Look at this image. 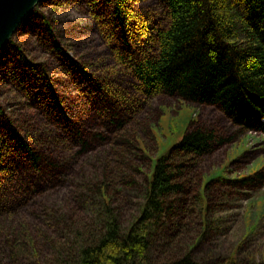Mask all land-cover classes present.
Returning <instances> with one entry per match:
<instances>
[{
    "label": "rangeland",
    "instance_id": "374dc122",
    "mask_svg": "<svg viewBox=\"0 0 264 264\" xmlns=\"http://www.w3.org/2000/svg\"><path fill=\"white\" fill-rule=\"evenodd\" d=\"M114 1L42 0L0 53V188L10 181L12 174L4 175L10 167L14 187L21 189L20 198L6 202L5 221L37 245L23 264H74L105 225L104 200L97 196L102 189L122 231L129 229L146 202L153 163L198 124L233 139L202 161L181 230L171 234L164 227L155 234L150 264H174L187 255L199 264H223L237 253L241 263H264V135L242 134L215 107L189 108L167 96L140 113L115 117L57 52L56 42L79 68L102 79L115 66L106 31L114 22ZM126 1L165 20L158 0ZM113 81L125 96L138 97L129 75ZM17 135L57 170L32 171ZM200 194L207 214L197 205Z\"/></svg>",
    "mask_w": 264,
    "mask_h": 264
},
{
    "label": "trees",
    "instance_id": "16d2710c",
    "mask_svg": "<svg viewBox=\"0 0 264 264\" xmlns=\"http://www.w3.org/2000/svg\"><path fill=\"white\" fill-rule=\"evenodd\" d=\"M158 1L165 12L164 26L157 24L159 17L152 12L129 8L126 0L113 2L114 22L107 24L106 31L112 39L115 66L105 69L102 79L79 68L56 42L57 52L78 78L96 89V99L98 95L101 102L131 108L134 114L150 99L167 96L221 109L236 126L250 129L256 121L264 123V0ZM106 3L109 6V0ZM26 64L35 69L27 60ZM120 73L134 79L138 97L119 91L113 77ZM47 85L56 107L64 111L52 83ZM17 138L32 171L57 170L22 137ZM222 143L218 132L207 127L188 129L169 156L156 159L141 214L125 233L113 217L105 189L100 190L97 196L104 200L105 225L99 239L88 242L74 264H150L151 239L169 226L173 232L182 227L177 214L185 202L181 200L180 207L177 203L188 197L202 161ZM8 171L4 175L6 179L12 174L10 181L0 188V264H23L37 245L31 235L16 232L6 222V202L21 195V189L14 187V172L10 167ZM174 264L199 263L187 255ZM226 264L239 263L233 258Z\"/></svg>",
    "mask_w": 264,
    "mask_h": 264
},
{
    "label": "bare ground",
    "instance_id": "6f19581e",
    "mask_svg": "<svg viewBox=\"0 0 264 264\" xmlns=\"http://www.w3.org/2000/svg\"><path fill=\"white\" fill-rule=\"evenodd\" d=\"M28 18V17H27ZM26 21V20H25ZM157 21V24H159L160 26H164L165 25V22L164 21H161V20H156ZM24 23V22H23ZM14 36V35H13ZM13 38V37H12ZM134 80V79H133ZM135 82V81H134ZM135 85H136V83H135ZM135 90H136V88H135ZM157 98V97H156ZM170 98H178L180 101H181V103L183 104V105H186V106H188L189 108H195V107H212V106H208V105H206V106H203V105H200V104H198L197 102H189V101H186V100H182V98H180V97H170ZM155 98H152V99H150L149 100V102L148 103H145V104H143L142 106H141V108H147V107H149L150 105H151V102H152V100H154ZM108 104V106H105V107H107V109L109 110V112H111V113H113L114 115H120V114H127V113H131V114H134V113H136V111L135 110H133V109H131V108H125V107H123V109L122 108H119V106H116L115 105V103H113L112 101H108V102H106V101H102V102H100L99 104H101V105H105V104ZM216 108V107H215ZM218 109V108H217ZM227 119H229L230 120V122L233 124V122H232V119L230 118V117H228L226 114H225V112L223 111V110H221V109H218ZM68 119H69V117H67L66 118V122H67V124L70 126L71 124H69L68 123ZM69 122L71 123V120H69ZM198 125H200V124H198ZM234 125V124H233ZM202 126V125H201ZM235 127H237L238 129H239V131L243 134V132L244 133H246V132H257V133H261V134H263V132H264V123L263 122H260V121H256V122H254L251 126H252V128H250V129H248V128H244V126H236V125H234ZM208 128V127H207ZM68 129V128H67ZM209 129H211V130H213V131H216L215 129H213V128H209ZM253 129V130H252ZM250 130H252V131H250ZM217 132V131H216ZM219 134V133H218ZM264 135V134H263ZM219 138L223 141V143L222 144H220V145H218V147L217 148H219V147H223L224 145H226L227 143H229L233 138H224V137H222V136H220L219 135ZM217 148H216V150H217ZM154 164V163H153ZM49 171H51V170H49ZM48 171V172H49ZM199 171V168H198V170H197V172ZM197 174V173H196ZM194 176V175H193ZM261 179V178H260ZM212 181H214V180H212ZM227 181V180H226ZM252 180H250V181H247L246 183L248 184L249 182H251ZM232 182H234L233 180H232ZM150 183L151 182H149V187H150ZM211 183L212 182H208V183H206V185L204 184V186H203V191H206L207 189H209V187H210V185H211ZM246 184V185H247ZM149 187H148V190H149ZM205 187H206V190H204L205 189ZM184 198V197H183ZM180 199V201L177 203V207H180V204H181V200H184V207H181L182 208V210H181V212L179 213V214H177L179 217L177 218V221L179 222V223H182V220H183V218H184V216L188 213V212H186V210H188V208H187V206H192L191 204H190V202H188V197L187 198H185V199ZM199 198V199H198ZM198 200L196 199V202H197V205H199L200 207H201V210H202V213L203 214H205V212H206V214H207V208H208V201H207V199L205 198V196H204V194H200L199 196H198ZM200 198H202V200L200 201ZM201 202V203H200ZM189 211V210H188ZM105 221V220H104ZM172 229V226H169V229H168V231L169 232H171V234H173V231L171 230ZM129 229H127L126 231H128ZM125 231V232H126ZM123 232V231H122ZM125 232H123V233H125ZM157 233V232H156ZM155 233V234H156ZM174 233H176V232H174ZM155 234H154V236H155ZM153 239V238H152ZM152 239H151V241H152ZM150 247H151V243L149 244V251H150ZM36 249V248H35ZM238 252H239V249H238ZM235 259L239 264H264V263H262V262H258V263H241L240 261H239V258H238V253L237 254H235L234 256H232V257H229V258H227L224 262H223V264H226L229 260H231V259Z\"/></svg>",
    "mask_w": 264,
    "mask_h": 264
},
{
    "label": "water",
    "instance_id": "95a60500",
    "mask_svg": "<svg viewBox=\"0 0 264 264\" xmlns=\"http://www.w3.org/2000/svg\"><path fill=\"white\" fill-rule=\"evenodd\" d=\"M42 0H0V52Z\"/></svg>",
    "mask_w": 264,
    "mask_h": 264
}]
</instances>
